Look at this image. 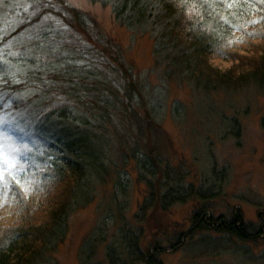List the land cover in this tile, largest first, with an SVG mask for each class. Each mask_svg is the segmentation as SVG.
I'll return each mask as SVG.
<instances>
[{
	"label": "rangeland",
	"instance_id": "374dc122",
	"mask_svg": "<svg viewBox=\"0 0 264 264\" xmlns=\"http://www.w3.org/2000/svg\"><path fill=\"white\" fill-rule=\"evenodd\" d=\"M61 1L0 0V133L7 132L9 137L5 140L0 135V148L7 152L10 144L19 150L13 154L17 168L21 155L37 147L35 136L39 125L47 122L56 106L71 104L70 109L85 114L86 106L76 103L79 105L76 107L72 99H69L72 102L68 99L67 103L64 99L57 102L54 97L57 94L52 93V98L45 100L38 81L51 73L64 72L67 65L74 66L76 72L83 71L94 60L104 68L100 75H106L107 90L112 95L118 92L122 104L130 100L125 88L127 78L134 83L131 111L126 112L123 106L126 113L112 111L113 118L101 130L113 143L128 139L130 158L123 160L128 161L124 166L113 147L109 158L118 167L108 162L110 176L105 183L93 178L92 203L74 209L66 240L54 253L44 255L35 264H112L109 256L112 251L118 261L115 264H149L157 253L154 247L157 243L163 248L158 253V264H264V237L250 244L238 242L233 247L210 231L200 233L177 250L171 247L178 234L192 228V216L201 205L211 209L205 213L208 221L212 214L229 216L237 209L242 211L247 223L263 224L264 90L254 80L230 86L219 84L209 91L187 74L173 73L170 78L166 69L157 65L153 36L135 35L119 24L111 4L63 0L86 15V20L94 21L85 28L88 37H92L90 43L86 42L83 35L62 20L71 19ZM263 46V42L255 39L253 44L240 47L238 57L257 63ZM102 47L111 53L109 57L97 55L95 50ZM48 51L51 57L46 56ZM113 53H117L116 59ZM61 57L67 61L60 63ZM110 67L119 71L113 72ZM20 99L37 104L38 115L32 122L24 121L18 113L9 114ZM49 100L54 105L49 106ZM132 112L140 118L143 142H148L150 132L164 164L176 173L172 177L177 179L182 175L185 188L193 186L196 191H206L209 203L196 195L165 212L156 201L150 200L155 192V179H144L136 160L132 159L134 142L140 138L141 131L140 126L136 130L138 120ZM149 122L158 128L150 131ZM119 182L126 185L125 193ZM165 192L166 188H162V193ZM144 204L146 210L142 209ZM26 207L29 212L25 214L37 219L42 215L43 210L38 206ZM202 235L210 237L208 247L199 241ZM130 238L139 242L140 261L131 253Z\"/></svg>",
	"mask_w": 264,
	"mask_h": 264
},
{
	"label": "trees",
	"instance_id": "16d2710c",
	"mask_svg": "<svg viewBox=\"0 0 264 264\" xmlns=\"http://www.w3.org/2000/svg\"><path fill=\"white\" fill-rule=\"evenodd\" d=\"M93 1L111 4L116 21L133 34L153 36L157 65L166 69L168 77L172 78L173 73L187 74L209 91L219 84L230 86L254 80L264 90V46L259 50L261 56L257 63L249 61L247 57L246 60L238 57L240 47L253 44L255 39L264 43V0ZM61 3L71 19L63 17L64 23L89 42V37H92H88L85 28L94 21L90 18L86 20V15L70 8L65 1ZM97 36L102 41V36ZM251 36L256 38L252 39ZM95 51L102 58L111 54L103 47ZM45 53L51 57V52ZM116 55L113 53L115 59ZM254 56L258 57L256 54ZM60 59L63 60L60 63L67 61L63 57ZM89 63L83 71L76 72L74 66L67 65L64 72L51 73L35 81L39 82V89L45 92V100L51 99L54 93L58 95L54 96L57 102L64 99L67 103V99L68 102H72L69 100L72 99L76 107H79L77 104L86 106V112L79 115L69 108L71 104L56 106L47 122L39 125L35 136L37 147L22 154L19 159L16 177L20 182L17 183L8 174L5 182H0V264H35L44 255L54 253L69 234L70 214L77 207H87L92 203L93 178L105 183L110 176L108 162H113L109 158L113 147L124 166L128 161L123 160L130 158L127 153L128 139L113 143V139L101 130L106 129L109 119L113 118L112 111L115 114L131 111L134 83L131 78H127L129 73L126 72L125 80H129L125 88L130 100L122 104L118 92L112 95L107 90L109 82L106 75H100L104 68L99 61L92 60ZM230 64L238 67L224 68ZM110 68L113 72L119 71L115 67ZM35 104L20 99L9 114L15 116L18 113L24 121L27 119L32 122L33 117L38 115ZM48 105L54 104L49 100ZM133 114L138 120L135 123L136 130L140 126L138 129L141 131L138 132L140 138L135 137L132 159L136 160L144 179H155V192L151 194L150 200L156 201L165 212L174 204L186 203L196 195L209 203L206 191H196L193 186L185 188L182 175L177 179L172 177L176 173L170 165L164 164L150 132L147 135L148 142H143L140 118L137 113ZM129 126L135 132L131 123ZM148 126L150 131L158 128L152 122ZM214 174L219 176L216 172ZM119 179L121 181L123 178ZM118 184L125 193L126 185L123 186L121 182ZM162 188H166L165 193H162ZM25 205L38 206L43 210L40 218L25 214L28 211ZM146 206L144 204L142 209L146 210ZM209 210L207 205H201L192 216V228L174 238L171 245L173 250L192 242L202 232H214L217 239L226 240L233 247L238 242L250 244L264 237V222L261 225L249 224L244 220L242 211L235 209L229 216L216 217L212 214L208 221L205 213ZM199 241L205 247L210 245V237L202 235ZM128 246L131 253L136 254V261L142 260L138 255L139 242L130 238ZM154 247L157 253L155 259L149 260V264H158V253L163 250L159 243ZM109 256L112 264L118 263L113 251Z\"/></svg>",
	"mask_w": 264,
	"mask_h": 264
},
{
	"label": "snow or ice",
	"instance_id": "6c2138e0",
	"mask_svg": "<svg viewBox=\"0 0 264 264\" xmlns=\"http://www.w3.org/2000/svg\"><path fill=\"white\" fill-rule=\"evenodd\" d=\"M0 135L5 137V140L9 139L7 132H2ZM18 149L13 148L10 144L8 145V151H4L0 148V182H5V175H11L16 182L20 180L16 177V157L13 155L18 152ZM23 171V169H21Z\"/></svg>",
	"mask_w": 264,
	"mask_h": 264
}]
</instances>
